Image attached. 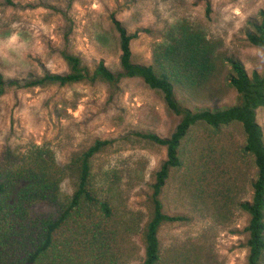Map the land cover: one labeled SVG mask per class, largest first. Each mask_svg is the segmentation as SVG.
I'll use <instances>...</instances> for the list:
<instances>
[{"label":"trees","instance_id":"16d2710c","mask_svg":"<svg viewBox=\"0 0 264 264\" xmlns=\"http://www.w3.org/2000/svg\"><path fill=\"white\" fill-rule=\"evenodd\" d=\"M4 2L13 5V0ZM205 11L208 15L209 4ZM110 19L118 34V71L103 60L91 69L81 57L64 50L66 73L45 71L27 79H11L0 70V96L9 87L97 81L115 86L123 77L139 78L159 91L178 122L166 137L136 133L165 148V158L149 185L148 216L130 210L125 203V188L132 175L126 165L95 166V157L109 145L108 140L97 139L86 149L71 153L63 166L50 146L30 142L9 149L5 163L0 164V264H197L196 255L189 250L166 254L168 250H162L159 240L163 224L187 219L166 213L161 200L163 188L177 170L183 186L204 208L225 219L232 208L246 212L245 264H264V140L256 117L257 110L264 107V72L248 75L238 58L215 53L213 39L189 18L160 32L151 48L150 64L135 63L130 41L136 32H128L114 15ZM249 25L246 40L264 55V9ZM222 81L235 91L236 102L206 106L222 94ZM177 90L183 101L177 98ZM232 124L242 132V143L234 147L223 142ZM247 156L254 167V175L248 178L249 200L240 196L247 180ZM65 180L70 183L68 194L62 193ZM43 205L54 211L37 209ZM137 236L142 241V255Z\"/></svg>","mask_w":264,"mask_h":264},{"label":"rangeland","instance_id":"374dc122","mask_svg":"<svg viewBox=\"0 0 264 264\" xmlns=\"http://www.w3.org/2000/svg\"><path fill=\"white\" fill-rule=\"evenodd\" d=\"M262 9L264 0H13V5L0 0V70L11 79H27L45 71L66 73L68 67L62 57L66 50L81 57L91 69L103 60L111 70L118 71V34L110 19L114 15L128 32L137 34L130 41L135 63L150 64L151 48L160 32L181 18H189L213 39L215 53L238 58L248 75L253 71L263 73V51L245 36V29L251 28L249 20L258 18ZM221 83L222 94L206 106L216 108L236 102L235 91ZM176 93L183 101L180 92ZM256 117L264 140V107L257 110ZM177 122L162 94L139 78L123 77L115 86L97 81L9 87L0 96V164L5 163L9 149L37 142L50 146L63 166L71 153L86 149L97 139L108 140L109 145L96 155L95 166L126 165L132 175L125 188V203L147 217L149 185L165 158V148L136 133L166 137ZM227 130L224 144L234 147L242 143L237 124ZM245 160L247 180L240 196L249 200L248 178L254 175V167L250 157ZM180 175V170L172 172L161 200L166 213L187 219L162 225V250H168L166 254L189 250L196 255L197 264H245L246 212L232 208L225 219L204 208L183 186ZM61 188L63 194L71 191L67 180ZM37 209L54 211L46 205ZM135 241L141 251V238L137 236Z\"/></svg>","mask_w":264,"mask_h":264}]
</instances>
